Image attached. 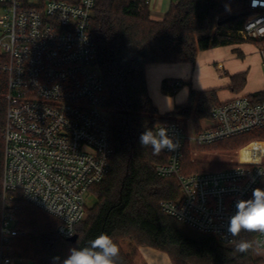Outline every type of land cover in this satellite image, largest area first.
Returning a JSON list of instances; mask_svg holds the SVG:
<instances>
[{"label": "built area", "instance_id": "obj_1", "mask_svg": "<svg viewBox=\"0 0 264 264\" xmlns=\"http://www.w3.org/2000/svg\"><path fill=\"white\" fill-rule=\"evenodd\" d=\"M147 5L151 0H144ZM177 0H166L173 3ZM239 2L248 12L234 34L247 41L264 37V0ZM95 0H47L40 8L19 0H0V68L7 75L3 123L0 264L13 263L10 243L23 229L15 215L19 197L59 220L57 232L68 238L86 216V195L108 171L112 154L109 109L91 28ZM264 68V44L258 46ZM199 129L178 121H162L179 147L164 151L166 161L154 165L161 176H174L178 195L160 201L177 220L223 245H233L227 228L238 200H246L264 179V154L250 153L253 138L227 167L185 172L187 145H206L264 128V100L237 94L211 107ZM258 157V162H256ZM255 260L264 264V232L254 237Z\"/></svg>", "mask_w": 264, "mask_h": 264}, {"label": "trees", "instance_id": "obj_2", "mask_svg": "<svg viewBox=\"0 0 264 264\" xmlns=\"http://www.w3.org/2000/svg\"><path fill=\"white\" fill-rule=\"evenodd\" d=\"M24 7L40 8L47 0H19ZM233 4L237 9H231ZM226 0H177L170 3L160 19L150 16L144 0H95L91 28L96 43V62L103 77L106 106L109 109L112 154L103 179L90 187L93 205L75 225L77 239L70 241L57 232L59 220L50 213L17 197L15 215L23 229L10 243V264H54L71 248H83L101 233L118 245V264H135L132 252H125L119 240L127 239L136 247L149 246L167 253L172 264H250L255 260L256 231L242 230L239 240L252 243L244 253L235 244L223 245L211 233H204L177 220L160 206L163 199L178 195L174 176H161L154 165L166 161V155H153L142 148L139 135L162 121H178L192 116L196 129L208 118L211 107L219 103L215 88H190L187 100L160 114L148 94L144 68L151 62H193L200 50L242 41L233 32L242 26L248 12L239 2ZM231 9V10H230ZM256 46L264 37L249 39ZM5 56L0 54V65ZM245 72L230 75L228 88L240 90ZM7 75L0 68V210L2 205L3 123ZM173 83V84H172ZM184 82L162 80V89L172 94ZM254 101L264 100V89L252 93ZM264 138V128L224 138L207 145L237 146L245 139ZM183 152L185 172L214 170L215 163H193ZM186 167V166H185ZM184 167V168H185ZM257 188L264 189V179ZM252 193L247 199L251 198ZM144 264V263H143Z\"/></svg>", "mask_w": 264, "mask_h": 264}, {"label": "crops", "instance_id": "obj_3", "mask_svg": "<svg viewBox=\"0 0 264 264\" xmlns=\"http://www.w3.org/2000/svg\"><path fill=\"white\" fill-rule=\"evenodd\" d=\"M164 2L166 0H151L150 11L153 12L151 7L161 8ZM239 72L246 74L244 86L238 91H232L228 88L230 75ZM144 73L148 94L160 114L172 110L176 104L184 103L190 88L197 91L215 88L219 101L237 94L251 95L264 89L261 56L258 46L250 41L200 50L193 62L147 63ZM165 78L175 84L181 81L184 84L174 89L172 94H167L162 89V80ZM137 258L146 264H172L167 253L149 246H138Z\"/></svg>", "mask_w": 264, "mask_h": 264}, {"label": "clouds", "instance_id": "obj_4", "mask_svg": "<svg viewBox=\"0 0 264 264\" xmlns=\"http://www.w3.org/2000/svg\"><path fill=\"white\" fill-rule=\"evenodd\" d=\"M171 108V101H169ZM139 144L142 148H151L153 155L162 152H175L178 141L169 135V129L160 127L158 130L145 128L139 135ZM250 153L264 154V141H254L250 145ZM258 162V157L255 158ZM235 213L231 216L227 233L231 237H237L242 230L264 232V189L256 188L249 199H241L236 202ZM252 243L239 240L235 250L240 253L247 252ZM120 249L113 239L107 234L101 233L93 239L89 246L83 248H71L69 254L63 259L62 264H118ZM54 264H59L60 258L53 257Z\"/></svg>", "mask_w": 264, "mask_h": 264}, {"label": "rangeland", "instance_id": "obj_5", "mask_svg": "<svg viewBox=\"0 0 264 264\" xmlns=\"http://www.w3.org/2000/svg\"><path fill=\"white\" fill-rule=\"evenodd\" d=\"M169 5L170 3L164 2L161 8L151 7V10L153 12L150 11V16L154 19H160L162 17L161 14L165 12V10L168 8ZM232 6L233 7L231 9L238 8V5L236 4H233ZM223 92L224 91H222V93ZM182 121L187 129L191 131L196 129V124L192 116L183 118ZM203 124H206L205 118L199 121V127H201ZM250 140L251 139H247V140L245 139V141L243 140L242 142H240V144H237V146H223V145L215 146V145H207V144L200 145V144L191 143L187 145V147L185 148V153L187 155L186 157L193 163L196 162L204 163V164L215 163L217 165L213 168L218 169L234 164L238 160L240 148ZM185 166H184L185 168H183L184 170L193 169L191 167L189 168L188 165ZM94 201H95L94 195L88 193L86 195V207L87 208L91 207ZM119 246L125 252H132L133 262L135 264H143V263L146 264L144 261L137 258V247L134 245V242L129 241L127 239H121L119 240Z\"/></svg>", "mask_w": 264, "mask_h": 264}, {"label": "water", "instance_id": "obj_6", "mask_svg": "<svg viewBox=\"0 0 264 264\" xmlns=\"http://www.w3.org/2000/svg\"><path fill=\"white\" fill-rule=\"evenodd\" d=\"M67 239L70 241H75L77 239V234L75 233L74 235L68 237Z\"/></svg>", "mask_w": 264, "mask_h": 264}]
</instances>
